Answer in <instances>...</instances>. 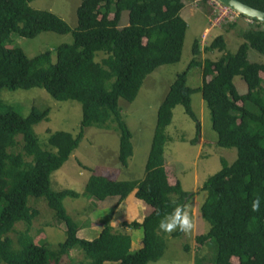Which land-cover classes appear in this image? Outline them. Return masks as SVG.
Masks as SVG:
<instances>
[{"label": "trees", "instance_id": "16d2710c", "mask_svg": "<svg viewBox=\"0 0 264 264\" xmlns=\"http://www.w3.org/2000/svg\"><path fill=\"white\" fill-rule=\"evenodd\" d=\"M32 1L0 0V90L39 88L57 102H77L80 130L75 137L63 131L49 133L43 148L33 128L48 120L49 110L32 107L23 116L0 103V264H59L74 251L82 253L83 259L73 264H149L161 259L166 244L160 221L177 206L186 210L193 196L169 179L163 157L171 140L166 129L176 106L200 129L191 108L195 93H200L209 111L216 146L236 150L235 160L231 164L221 161L219 171L202 185L207 197L200 216L209 230L194 241L196 246L210 243L211 254L208 259L196 257L195 264H264V65L247 60L249 49L264 56V24L250 20L249 27L239 33L243 43L233 54L227 52L222 36L215 37L203 51L219 52L216 60L199 61L202 51L195 40L188 68L175 76L157 109L143 178L116 181L92 174L79 195L52 190V174L77 149L84 129H107L109 123L116 125L118 162L126 168L132 156L131 133L121 118L119 101L131 103L146 76L180 61L187 29L180 16L184 4L183 0H82L71 30L54 14L30 8ZM238 1L264 12V0ZM122 12L128 14V25L118 29ZM44 32L72 35L71 44L54 49V63L51 51L29 58L21 48L6 46L12 34L33 39ZM97 55H102L99 62ZM194 67L201 72L197 88L187 85L188 72ZM235 77L244 82L245 94L237 92ZM17 137H21V150L14 152ZM195 142L196 138L191 141ZM130 194L148 209L140 223L122 224L142 231L141 248L131 251L130 236L113 231L111 214L99 218L102 229L96 238L77 237L84 221L78 224L66 213V198L99 202L115 197L114 210ZM29 198L43 199L53 212V222L64 226L65 239L57 248L37 244L29 235L39 216L37 209L28 206ZM257 198L260 208L252 211ZM19 222L24 230L16 232L18 249L14 250L7 234L15 232L13 227ZM181 232L176 229L172 236Z\"/></svg>", "mask_w": 264, "mask_h": 264}, {"label": "rangeland", "instance_id": "374dc122", "mask_svg": "<svg viewBox=\"0 0 264 264\" xmlns=\"http://www.w3.org/2000/svg\"><path fill=\"white\" fill-rule=\"evenodd\" d=\"M81 1L33 0L29 6L34 10L48 11L54 14L73 30L76 27L75 11ZM183 4L184 7L180 16L186 22L187 29L180 61L174 65L161 66L146 76L136 98L131 103L123 100L119 101L121 118L131 133L132 156L128 159L126 168H121L118 162L119 136L115 130L116 125L109 123L107 129L86 128L83 130V137L77 149L61 169L52 174V190H72L81 195L87 180L92 174L102 175L116 181L141 180L144 176L146 158L156 125L157 109L175 76L188 68V64L192 60L191 48L193 42L195 40L200 42L202 52L199 55V61L204 59L216 60L220 56V53L216 51H203L217 36L224 38L226 50L231 54L243 43L242 39L239 38V33L249 27L250 20L243 19L237 14L231 19L221 17L218 20L220 7L213 0L206 3H202L201 0H183ZM232 23L234 26L231 28L229 25ZM127 25L128 14L122 12L118 29H122ZM67 43H72L71 33L58 35L44 32L33 39L21 38L12 34L9 41L6 42V46L21 48L29 58L45 51H51V61L54 63V49ZM101 58L102 55H97L95 61L99 62ZM247 60L250 63L264 65V56L252 49L248 50ZM200 73L198 67L189 70L187 78L189 87L197 88L201 85ZM233 84L239 94L246 93V86L240 77H235ZM0 103L14 107L23 116H26L32 107L39 111L49 110L48 120L33 128L43 148L47 147L49 133L63 131L75 137L80 130V105L73 101L57 102L39 88L13 91L1 89ZM191 108L200 124V129L197 131L196 123L184 114L181 106H176L172 112L171 124L166 129V133L171 140L165 145L163 157L170 181H178L184 192L193 195L185 210L192 227L187 233L181 232L178 236H172L176 230L171 233L162 231L161 234L166 244L164 254L161 259L149 264H195L196 257L198 259L201 257L208 259L211 254L210 243L196 246L194 241L196 236L206 234L209 230V225L200 216V207L207 197V194L201 188L210 176L219 171L221 161L231 164L235 160L236 150L216 146L217 136L212 130L210 114L200 93L191 96ZM195 138L196 142L192 144L191 141ZM16 140L19 145L14 149V152H19L21 150V137H17ZM113 199L116 198H106L104 203L100 204L94 201L92 203L84 197H78V199L66 198L63 203L66 213L79 224L83 223L81 220L89 213L92 214H90L92 220L110 215L112 204L115 202ZM134 199L137 201L130 194L124 203ZM28 206L39 211V216L33 222L29 232L33 241L50 249L57 248V245L65 239L64 226L59 223L56 225L53 222V212L47 207L43 199L36 201L34 198H29ZM133 208L132 205H128L126 209L123 208V215L126 216L127 212L132 215V212H135ZM141 209L135 207L140 218L148 212L145 206L142 211ZM134 220L139 219L134 218L126 221L130 223ZM88 224L93 223L91 221L84 222V227H87ZM98 228L101 227L97 226L94 231L97 232ZM125 228L120 223L115 227L117 233L129 232L134 248L132 251L138 250L141 247L139 242H141L142 231ZM22 230H24V225L19 222L13 227L15 232L7 234V237L13 242L14 250L18 249L16 232ZM77 237L91 241L96 238V234L91 232L90 229H83V232L77 234ZM82 259V253L74 251L69 254V258L62 257L59 264H73Z\"/></svg>", "mask_w": 264, "mask_h": 264}, {"label": "crops", "instance_id": "0c3cea01", "mask_svg": "<svg viewBox=\"0 0 264 264\" xmlns=\"http://www.w3.org/2000/svg\"><path fill=\"white\" fill-rule=\"evenodd\" d=\"M133 195V194H132ZM117 199V198H116ZM116 199H113L115 202H116ZM126 200V199H125ZM125 200H123L114 210L113 209H111L112 210V213H111V220H110V226L112 227V229H113V231H116V229H115V227H117V225L120 223V224H123V223H126V224H129V223H127V221L126 220H133L134 218H136V219H139V220H134L135 222H138V223H140L142 220H143V218H144V216L142 217V218H140V216H139V212H136V210H135V207H138V209L139 208H142L141 209V211L143 210V208H144V203L143 202H141L140 200H129V201H127L126 203H124V201ZM89 201H91V200H89ZM115 202L112 204V206L115 204ZM93 203V202H92ZM98 203H100V204H103L104 203V201H99ZM128 205H132V207H134L133 209H134V211L135 212H132V215H130L128 212H127V214H125L126 216H124L123 215V213H122V209L124 208V209H126V207L128 206ZM134 205V206H133ZM91 213H89V214H86L83 218V220H84V222H88V221H91L93 224H89L87 227H84L83 229H90L91 230V232H94L95 234H96V237L99 235V233H100V230H101V228H98V230H97V232L96 231H94L95 229H96V227L97 226H99V227H101L99 224H98V221H99V219H91L90 218V216L92 215H90ZM91 219V220H90ZM130 222V221H129ZM131 222H133V221H131ZM130 222V223H131ZM83 229H81L80 231H78V233L77 234H79V233H81V232H83ZM125 229H127V228H125ZM130 230V229H129ZM86 233V232H85ZM124 234H127V235H129V232H127L126 231V233H124ZM80 238V237H79ZM140 241V240H139ZM141 242H139V244H140ZM141 248V247H140ZM134 248L132 247V241H131V251L133 250ZM136 249V248H135ZM106 264V263H105Z\"/></svg>", "mask_w": 264, "mask_h": 264}, {"label": "clouds", "instance_id": "9594fccd", "mask_svg": "<svg viewBox=\"0 0 264 264\" xmlns=\"http://www.w3.org/2000/svg\"><path fill=\"white\" fill-rule=\"evenodd\" d=\"M260 199L257 198L252 201V211H258L260 208ZM192 227L187 212L181 207L177 206L170 215H167L159 223V229L165 233H171L173 230L187 233Z\"/></svg>", "mask_w": 264, "mask_h": 264}, {"label": "water", "instance_id": "95a60500", "mask_svg": "<svg viewBox=\"0 0 264 264\" xmlns=\"http://www.w3.org/2000/svg\"><path fill=\"white\" fill-rule=\"evenodd\" d=\"M227 9L245 18L264 24V12L253 9L238 0H213Z\"/></svg>", "mask_w": 264, "mask_h": 264}, {"label": "built area", "instance_id": "2783aa9c", "mask_svg": "<svg viewBox=\"0 0 264 264\" xmlns=\"http://www.w3.org/2000/svg\"><path fill=\"white\" fill-rule=\"evenodd\" d=\"M219 5V12H218V20L221 19V17H224L225 18H228V19H231L233 18L234 15H236L235 12L227 9L226 7L220 5L219 3H217ZM238 15V14H237Z\"/></svg>", "mask_w": 264, "mask_h": 264}]
</instances>
